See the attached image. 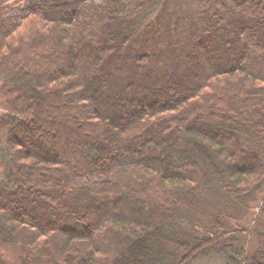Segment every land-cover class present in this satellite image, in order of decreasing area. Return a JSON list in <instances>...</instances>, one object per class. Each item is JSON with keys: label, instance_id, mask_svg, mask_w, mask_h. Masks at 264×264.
<instances>
[{"label": "trees", "instance_id": "1", "mask_svg": "<svg viewBox=\"0 0 264 264\" xmlns=\"http://www.w3.org/2000/svg\"><path fill=\"white\" fill-rule=\"evenodd\" d=\"M0 264H264V0H0Z\"/></svg>", "mask_w": 264, "mask_h": 264}, {"label": "rangeland", "instance_id": "2", "mask_svg": "<svg viewBox=\"0 0 264 264\" xmlns=\"http://www.w3.org/2000/svg\"><path fill=\"white\" fill-rule=\"evenodd\" d=\"M90 2L96 6H101L106 2V0H90ZM1 111H2V106L0 104V115L2 114ZM1 171H2V169L0 167V173H1ZM205 264H214V263H205Z\"/></svg>", "mask_w": 264, "mask_h": 264}]
</instances>
